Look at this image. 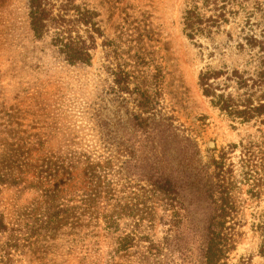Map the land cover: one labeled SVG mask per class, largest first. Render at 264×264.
Segmentation results:
<instances>
[{"label": "rangeland", "instance_id": "1", "mask_svg": "<svg viewBox=\"0 0 264 264\" xmlns=\"http://www.w3.org/2000/svg\"><path fill=\"white\" fill-rule=\"evenodd\" d=\"M253 33L264 0H0V264H201L205 180L223 153L239 175L242 140L264 175V126H232L198 76ZM263 209L229 264H264Z\"/></svg>", "mask_w": 264, "mask_h": 264}, {"label": "trees", "instance_id": "2", "mask_svg": "<svg viewBox=\"0 0 264 264\" xmlns=\"http://www.w3.org/2000/svg\"><path fill=\"white\" fill-rule=\"evenodd\" d=\"M41 14L43 11L35 12L36 36L43 27ZM183 20L189 40L193 41L200 32H204L200 14L186 11ZM236 54L237 60L232 63L225 60L216 66L212 62L207 63L199 73L198 87L210 108L232 126H264V36L249 35L245 43L238 44ZM66 57L70 63L79 64L80 55L77 52ZM108 73L115 84L114 73ZM256 147L253 140L241 141L243 169H240L239 175L232 163L227 164L228 153H223L214 163L213 174L205 180L200 196H203L206 206L207 232L201 264H229L231 255L245 236L246 202L260 203L264 196V175H259L258 169H248L252 164L251 150ZM244 187L247 189L245 192ZM245 193L248 200L243 198ZM251 231L259 242L258 256L264 261V209L252 214ZM252 263L253 257H250L240 258L237 264Z\"/></svg>", "mask_w": 264, "mask_h": 264}]
</instances>
